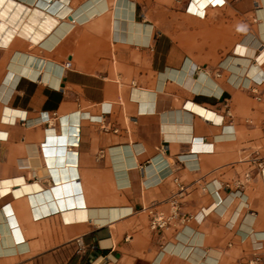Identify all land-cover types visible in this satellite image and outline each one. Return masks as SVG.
<instances>
[{"label": "crops", "instance_id": "crops-1", "mask_svg": "<svg viewBox=\"0 0 264 264\" xmlns=\"http://www.w3.org/2000/svg\"><path fill=\"white\" fill-rule=\"evenodd\" d=\"M16 1L58 21L0 41V264L264 260V0Z\"/></svg>", "mask_w": 264, "mask_h": 264}, {"label": "bare ground", "instance_id": "bare-ground-1", "mask_svg": "<svg viewBox=\"0 0 264 264\" xmlns=\"http://www.w3.org/2000/svg\"><path fill=\"white\" fill-rule=\"evenodd\" d=\"M30 1H32V0H30ZM33 12H35V13L33 14ZM39 15L45 16L46 19H44L42 22V20L39 19ZM57 21L58 20L55 16H52V15L48 14L47 12L40 10L37 7L28 6L26 4L17 2L16 0H0V41L2 39L8 41V40H10V38L15 36L16 33L22 34L24 36H30L34 40H38L43 35L42 31L39 28H41L43 30H49V28L51 26H53V24ZM248 37H249V40L255 41L253 37L252 38H250V36H248ZM27 58H29V57L27 56L25 58V60L22 64V68L26 64ZM30 60H31V58H30ZM30 60H28V61H30ZM10 64H12V65L10 66V69H9L7 76L10 79V81L11 80L14 81L16 76H19V73H15V59L13 61H11ZM28 67H27V70L29 69ZM3 88H5V89L7 88V90H8L10 87L4 86ZM1 92H3V90H1L0 93ZM67 125H68V123H67ZM59 140L61 142L60 148L62 150H64V153H67V150L65 147L68 144V142L69 141L70 142L76 141L73 138H71V139L66 138L65 140H64V138H61ZM52 147H53L52 144H48L45 147V151H46L47 156H48V153L52 152L51 151ZM72 156H73V153L69 152L68 153V159H64L63 164L61 166L57 165V163L54 161V159H52V157H47V163H44L42 166L35 165V167L37 168V171H38V175L41 176L44 174H50L51 173L53 176H65L64 169L68 170V169L72 168V166H71L72 165Z\"/></svg>", "mask_w": 264, "mask_h": 264}, {"label": "built area", "instance_id": "built-area-1", "mask_svg": "<svg viewBox=\"0 0 264 264\" xmlns=\"http://www.w3.org/2000/svg\"><path fill=\"white\" fill-rule=\"evenodd\" d=\"M225 3V0H208L207 3L201 7V8H196V11L199 13L204 14L205 13V7L208 5L211 6H220ZM70 62L67 61L65 63V67L70 66ZM261 81L256 82L255 84H260ZM251 92L253 94V98L259 102L264 104V92L258 90L256 87L251 88ZM225 115L231 116V112L229 110V107L226 108ZM221 124L223 122V117H221ZM260 128L262 129V132L264 134V114L262 118L260 119ZM179 187V192L184 190V186L182 184H178ZM178 196L175 193L171 199H170V213L165 215L163 212H157L153 208H147V212L150 215V227L154 230L156 229H161L166 227L168 224H170L173 220L178 218V213H179V202H178ZM181 218V217H180ZM246 264H264L263 256L261 255H253L250 257Z\"/></svg>", "mask_w": 264, "mask_h": 264}]
</instances>
